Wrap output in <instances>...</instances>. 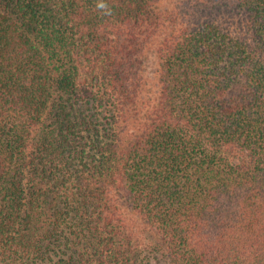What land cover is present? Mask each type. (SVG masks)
<instances>
[{
	"label": "trees",
	"instance_id": "trees-1",
	"mask_svg": "<svg viewBox=\"0 0 264 264\" xmlns=\"http://www.w3.org/2000/svg\"><path fill=\"white\" fill-rule=\"evenodd\" d=\"M0 264H264V0H0Z\"/></svg>",
	"mask_w": 264,
	"mask_h": 264
},
{
	"label": "clouds",
	"instance_id": "clouds-1",
	"mask_svg": "<svg viewBox=\"0 0 264 264\" xmlns=\"http://www.w3.org/2000/svg\"><path fill=\"white\" fill-rule=\"evenodd\" d=\"M98 7L103 9V8H106V5L104 3H100V4H98ZM107 14H110V10Z\"/></svg>",
	"mask_w": 264,
	"mask_h": 264
}]
</instances>
